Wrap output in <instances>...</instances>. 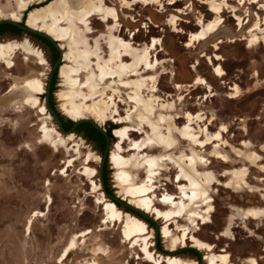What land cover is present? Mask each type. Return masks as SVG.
<instances>
[{"label": "rangeland", "instance_id": "374dc122", "mask_svg": "<svg viewBox=\"0 0 264 264\" xmlns=\"http://www.w3.org/2000/svg\"><path fill=\"white\" fill-rule=\"evenodd\" d=\"M26 1L28 0H0V20L19 18L18 21L25 24L31 11L46 6L50 0L32 2L23 11L21 6ZM104 1L108 7L118 11L120 18L117 26L113 21L110 23L101 21L99 16L90 20L89 30L83 33V39L93 50L100 49L103 57L107 58L110 55L109 40L114 35L132 42L139 50H143L154 39L159 40L158 49L153 51V59L161 63L155 72L158 88L156 95L172 102L180 113H204L206 119L203 125L215 118L217 124L212 126V122L209 125L210 133L220 129L219 122H229V128L226 126L229 130L226 138L232 145L241 140L238 133L240 129L236 130V127H242L244 124H248L249 130L254 132L252 138L254 144L258 145L264 141V100L252 103V109L248 114L241 111L245 103L235 100L242 97V94L264 88V42L250 46L248 41L250 36L247 33L259 17H264V0L256 4L247 2L244 5L237 1H229L230 8L222 14L224 23L221 28L230 33L229 37L222 36V39L213 44L203 41L193 47L187 45L191 34L200 29L199 18L209 22L215 17L203 3L206 0H177L175 4H170L171 0H159V3L150 5H146L145 2L135 5L134 0H127L130 3L129 8H124L123 0ZM235 14L244 20L245 25L242 29L238 27ZM176 18L180 20L175 21L173 25ZM37 26L40 28L43 23ZM13 41L32 52L40 51L46 63L42 64L37 57L23 49L14 53L12 64L0 62V264H149L139 249L145 252L147 259L148 253L152 254L159 264L162 260L167 264V256L164 255L169 252L163 249L170 241L168 242V239L158 232L160 227L162 230L165 220L157 218L153 210L170 208L161 202L165 195L179 196V189L175 183L177 174L175 166L165 165L159 170V174L154 176L153 181H149V175L143 168L134 167L133 164L115 168L109 160L108 178L115 196L130 201L134 199L132 188L146 183L148 186L153 185V191L147 195L154 198L148 211L156 218V220L151 216L148 218L152 224L137 216L138 214L117 207L147 225V231L143 235L127 233L125 217L120 220L111 219L108 216L106 202L103 201L106 199L112 202L102 192L99 178L101 153L90 140L76 132L73 134L75 138L68 141L70 151L67 152L64 148L57 152L55 148L42 141L40 132L44 122L49 127L52 125L51 127L57 129L53 118L48 112L43 115L39 108H33L26 103L27 80L40 79L46 86L53 66L48 59L51 55L50 49L42 40L26 33L19 36L10 34L0 36V44ZM58 43L61 47L64 45L63 41ZM62 49L65 53V49ZM217 56L222 59L217 60ZM125 60L129 64L135 62L132 56L126 57ZM63 63L70 65L69 62ZM216 66L222 67L224 71L222 77L216 76ZM198 77L204 78L208 85L190 87L189 85ZM177 85L182 87L177 89ZM53 88L54 108L65 120L71 121L72 119L61 109L62 105H69L70 101L61 99V94L68 90V86L65 84V78L61 76L60 69ZM237 90L239 97L232 98ZM149 91H146V95L152 94L151 89ZM44 94L45 92L38 95L41 104L44 103L40 97L44 99ZM210 94L214 96L206 98ZM120 95L124 102L127 101L124 93ZM182 96L183 100L179 101ZM82 102L81 98L76 100V103ZM88 104H91V101ZM119 107L123 114L128 105L120 102ZM79 117L95 120L93 112L84 108L81 109ZM108 122L120 125L112 118L101 127L108 128ZM185 122V119L178 120L179 125ZM239 122L243 123L239 125ZM141 137L144 138V135L133 132L123 145H120L121 149L119 138L115 136L116 141L111 145L110 154L119 152L125 157L139 159L143 153L149 155L163 153L162 150L152 148L143 150L135 148L133 143L140 142L143 139ZM188 145V142H183L175 153L187 151ZM249 147L251 148V143ZM196 148L202 151V156L208 160V169L216 174L222 185L215 184L211 191L213 211L207 218L211 222L204 225L199 221V226H191L190 234L216 245L217 253L227 251L234 264H251L249 262L251 259L257 260L258 264H264V215L255 220L245 219L243 213L245 210L256 209L248 207L263 204L261 200L256 199V194L249 192L255 188L249 185L245 187L242 182L238 183L239 187L225 188L227 180L221 177L224 169L229 168L231 170L226 171H233L239 166L224 151L223 146L217 151L225 155L228 162L214 156L216 152L214 145L204 149ZM251 153L256 152L251 151L249 154ZM69 160L74 161L73 167H67ZM224 162L231 163L224 165ZM246 172L248 174L247 168ZM122 175H128L125 182L120 178ZM95 185H98V190L94 188ZM262 200L264 201L263 197ZM232 214H241L242 217L235 220L230 235H227L226 227L229 226ZM184 225L188 223L180 218H176L169 225L174 239H178L174 249H179L182 254L186 253L185 248L194 245L191 235L182 240L183 232L180 228ZM152 244L157 245V252H152L149 248L153 246ZM198 252L201 260L195 256H178L183 260H196L198 264H208L204 258L209 252L205 249Z\"/></svg>", "mask_w": 264, "mask_h": 264}, {"label": "bare ground", "instance_id": "6f19581e", "mask_svg": "<svg viewBox=\"0 0 264 264\" xmlns=\"http://www.w3.org/2000/svg\"><path fill=\"white\" fill-rule=\"evenodd\" d=\"M35 1L42 2L47 0H28L23 2L21 6L22 10H26L29 4ZM229 1H237L240 5H244L247 2L251 4L261 2V0L204 1L203 3L208 6L209 11L214 14L215 17L209 22H205L203 18H199L198 25L200 29L191 34V38L187 45L188 47H193L197 43L208 40L220 31L224 23L222 14L230 8ZM139 2H145L146 5H150L159 3L160 1L134 0L135 5ZM176 2L177 0H171L170 4H175ZM122 3L124 8L130 7V3L127 0H123ZM262 7L263 5L261 8ZM96 16H99L101 21L105 23L113 21L116 26L120 18L118 11L112 7H108L104 0H50L46 6H41L31 11L25 25L48 34L55 39L56 42H64L62 47L59 44L61 49H65V53L63 52V62L70 63V65H68V63H63L60 66L61 76L65 78V84L68 86V90L61 94V99L70 101L69 105L64 104L61 106V109L66 115L73 121L86 119L87 117H79L81 109L84 108L93 112L94 121L100 126L113 118L115 123L121 125H118L120 127L114 130V135L117 139L119 138V148H121L122 146L120 147V145H123V142L135 132L144 135V138L141 137L143 139L140 142L133 141V146L135 148L141 150L152 148L163 151V153L159 155L143 153L140 155L139 159H131L121 155L119 152H112L110 154V160L115 168L127 167L133 164L134 167L138 166L139 168H143L149 175L148 180L153 181L154 176L159 174V170L162 167L167 164H173L175 166L177 171L175 183L179 189V196L165 195L162 197L161 202L169 205L170 208L167 210L155 208L153 214H155L157 218L165 220L162 230L160 227L158 232L161 230L162 236L168 239V242L170 241L167 247L163 249V251L169 252L166 255L167 264H198L196 260H183L178 256L192 255L188 253L182 254L179 249H174L178 239H174L169 225L176 218L183 219L187 222L188 225H184L180 228L183 232L182 240H185L187 236L191 235V226H199V221L204 225L211 222L210 219H207L211 216V212L213 211V206L211 205L213 202L211 191L215 184L222 185V183L218 180L216 174L208 169V160L202 156V151L198 150L196 147L204 149L209 145H214L216 151L214 152V156L228 162L229 160L227 157L219 154L217 149H220V146L227 147L229 145L223 137L229 130L226 126H221L217 132L210 133L209 125L214 122L215 118H212L209 123L203 125L206 119L204 113H180L175 109L172 102H168L155 94L158 92V88L156 87L157 75L155 72H157L161 63L159 60L153 59V51L158 49L160 45L159 40L154 39L143 50H139L132 42H128L114 35L109 40L110 55L107 58L103 57L100 49L93 50V48L84 41L83 33L89 30L88 26L90 20ZM234 16L237 20L238 27L242 29L245 25L244 20L236 14ZM18 19L9 20L20 22ZM177 20L180 19L176 18V20H173L172 24L175 25V21ZM39 23H43V26L37 28ZM247 33L250 36L248 38L250 46H255L264 42V17H259V20ZM244 39L245 38H243V40ZM219 43H222V41H219ZM21 49L33 54L42 64L46 63V59L40 51L32 52L30 49H26L23 45L14 41L0 44V62L12 64L14 53ZM128 56L134 58V64L126 62L125 59ZM216 59L221 60L222 58L217 56ZM149 72L154 73L151 74ZM215 74L218 77L224 75L221 66L215 67ZM81 76H83V78H80ZM199 85L207 86L208 83L204 78L198 77L196 81L189 86L196 87ZM25 87L28 94L26 103L33 108H39L43 115L47 114L48 111L46 106L41 104L38 98V95H42L46 92L43 82L36 78L29 79L26 81ZM181 87V85L176 86L177 89ZM149 89H151L152 94L146 95V91H149ZM83 90L87 92L84 93ZM121 93L125 94L127 101L124 102L121 98ZM212 96L214 95L210 94L207 95L206 98ZM236 97H239L238 90L232 96V98ZM78 98H81L83 102L76 103ZM183 98V96L180 97L179 101H182ZM89 101H91V104H88ZM120 102L128 105V108L123 114L120 111ZM68 106H71V108ZM180 119H185V124L179 125L178 120ZM51 126L49 127L46 122H44L41 127L40 132L42 141L55 148L57 152H60L61 149L64 148L67 152L70 151L68 148V141H72L73 138H75L74 135L69 134L64 136L59 130ZM183 142H188L189 148L187 151H181L179 154H176L175 150L181 147ZM249 144V142H243V146L247 149L250 148ZM233 150L238 157L246 159L247 162L251 164L261 160V156L257 153L249 154L250 152L246 153L235 148ZM73 162L74 161L69 160L67 167H71ZM261 169L264 170V167H261ZM221 176L230 177L224 185L225 188L230 189L236 188V186L239 187L238 183L240 182L244 183V185H246L245 187H248L245 180L247 177L246 167L243 170L235 169L233 171H225ZM120 178L125 182L128 175H122ZM155 181L156 180H154V182ZM146 184L131 189L134 199L130 201H126L122 198L120 199L139 210L144 215L140 216L144 219L148 220L151 216L156 220V218L148 213L152 207L154 198L152 199L147 195L149 192L153 191V185L148 186ZM94 188L97 190L99 189L98 185H95ZM103 201L106 202L108 216L111 219L120 220L125 217L127 233L143 235V233L147 231L145 222L128 213L120 211V209H118L119 207L113 201L108 202L106 199H103ZM243 213L245 219L252 218L256 220L264 215V210L249 209L243 211ZM241 217V214L230 215L229 226L226 227L227 235H230L235 220ZM223 236H225V234H223ZM190 238L194 243V245L191 246L192 249L195 248L197 251L205 249L209 252L204 258L208 264H234L231 255L227 251L223 250V253H217L215 250L216 245L204 241L195 235H191ZM164 254L166 253L164 252ZM147 256L152 262L159 264V261L154 259L152 254L147 253ZM249 262L251 264H258L255 259H251Z\"/></svg>", "mask_w": 264, "mask_h": 264}, {"label": "crops", "instance_id": "0c3cea01", "mask_svg": "<svg viewBox=\"0 0 264 264\" xmlns=\"http://www.w3.org/2000/svg\"><path fill=\"white\" fill-rule=\"evenodd\" d=\"M229 35H230V33L227 30H221L220 29V31L217 34H215L214 36H212L208 40H205L204 42L205 43L209 42V44H213L217 40L222 39V36L229 37ZM260 99L264 100V88H258V89L252 90L251 92H248L247 94H242V97L240 96V98L235 99V100H238L240 103H243V102L245 103L244 107H241V111L244 112L245 114H248V112H250V110L252 109V103H254ZM208 119H209V117H208ZM219 123H221L220 124L221 126L225 125L228 127L230 125L229 122H219ZM240 123H243V122H239V125H240ZM216 124H217V122L215 120L213 122L212 126L216 125ZM249 127H248V124L247 125L244 124V126H242V127H238V126L236 127V130L240 129L238 131V133H239V138L241 140L237 144H234V145H232L230 143V141L226 138L227 134L229 132L224 134L223 137L229 143V145L227 147H224L223 149L230 156V158H232L234 160V163H236V165L239 166L238 169L243 168V167H246L248 169L246 182L249 186L255 188V190H253V191L249 190V192L251 194H256V199L261 200V203H263L262 205H256L254 207H248V208H256V209H263L264 210V201L262 200V197L264 198V170L261 169V167H264V149H263L264 141H262L258 145L254 144V141H252V138L254 137L253 136L254 132L249 130ZM234 135H235V133H234ZM243 142H250L251 148L247 149L246 147H244L242 145ZM237 146H240V147H237ZM234 148L245 151V152L254 151L258 155L261 156V160H259L255 165H252L251 163L247 162L245 159L238 157L234 153V150H233ZM230 163L231 162L224 163V165H229ZM226 170H231V169H229V168L224 169V171H226ZM221 177L224 180L229 179L228 176H226V177L221 176ZM248 208H245V209H248Z\"/></svg>", "mask_w": 264, "mask_h": 264}, {"label": "water", "instance_id": "95a60500", "mask_svg": "<svg viewBox=\"0 0 264 264\" xmlns=\"http://www.w3.org/2000/svg\"><path fill=\"white\" fill-rule=\"evenodd\" d=\"M2 24H10V25L18 27L19 29H21L22 31H24V32H26L28 34H34V35L41 36V37L47 39L48 41H50L57 48V50L59 52V57L56 60V62L53 64V66L51 68V71H50V74H49V77H48V80L45 83L46 92L43 95L44 99H42V96L40 97L42 102L46 106L48 113L53 118L57 129L62 134H64V135L74 134L76 128L82 123H89V124L93 125L97 130H99L102 134H104V136L106 137L107 144H106V148H105L103 154L100 156L101 157V162H100V169H99V178H100V183H101V187H102V192L104 193V195L106 197H108L111 200H114V201L120 203L123 207L134 211L136 214L144 216L139 210L135 209L133 206H131L130 204L126 203L125 201L120 199L118 196L108 195L105 192V183H104L103 170H104V165H105V162H106L107 158H109V160H110V152H111L110 148H111V145H112L111 139H110L106 129L102 128L100 125H98L93 119L86 118V119H82V120H79V121H73L74 125L71 127V129L66 130L64 128V126H63V123L61 121L60 116L58 115L56 110H54L52 108V106L50 105L49 99H50V94H51V82H52V79L54 77V74H55L56 70L59 71L60 66H61V64L63 62V59H64L63 58V56H64L63 50L60 48L59 43L56 42V40L53 39L48 34H46L44 32H41V31H37L35 29H32V28L26 26L25 24H22V22H16L14 20L3 19V20H0V25H2ZM112 134H113V137L115 138L114 133H112Z\"/></svg>", "mask_w": 264, "mask_h": 264}, {"label": "trees", "instance_id": "16d2710c", "mask_svg": "<svg viewBox=\"0 0 264 264\" xmlns=\"http://www.w3.org/2000/svg\"><path fill=\"white\" fill-rule=\"evenodd\" d=\"M39 8V7H38ZM22 24H24V22L22 21ZM21 33H26L24 31H22L21 29H19L18 27L16 26H13V25H10V24H2L0 25V36L1 35H5V34H10V35H13V36H19ZM28 34V33H26ZM31 36H34L36 38H39L40 40H42L46 45L47 47L50 49L51 51V55L49 56V61L50 63L53 65L56 60L58 59L59 57V52L57 50V48L50 42L48 41L47 39L41 37V36H38V35H34V34H29ZM58 75V70H56L55 74H54V77H53V85H54V82H55V78L57 77ZM53 92H54V88L53 86L51 87V97L53 95ZM51 106L54 110H56L54 108V104L51 103ZM56 112L58 113V115L60 116L61 120H64L65 122H63V125H64V128L66 130H69L71 129V127L74 125V122L71 120H65V118L56 110ZM109 123V124H108ZM108 128H105L110 139H111V143H114L116 140L115 138L113 137V130L118 128L117 125L115 124H112L110 122H108ZM75 132L77 134H82L85 138H87L88 140H90L96 150H98L101 155L103 154L105 148H106V144H107V141H106V137L104 136V134H102L99 130H97L93 125L89 124V123H82L80 124ZM108 162H109V158H107L106 162H105V165H104V170H103V176H104V183H105V192L108 194V195H112V196H115L114 195V191L112 190L110 184H109V168H108ZM119 208H124L126 209L127 211L129 212H133L134 214H136L134 211L128 209V208H125L123 207L120 203L112 200ZM139 216L140 218H143L142 216H140L139 214L137 215ZM144 219V218H143ZM145 220V219H144ZM147 222H149L150 224H152L153 222L151 220H147ZM185 251L186 253H189L191 254L192 256H195L198 258V260H201V255L200 253L196 250V249H192L191 247H187L185 248Z\"/></svg>", "mask_w": 264, "mask_h": 264}, {"label": "flooded vegetation", "instance_id": "af4514ba", "mask_svg": "<svg viewBox=\"0 0 264 264\" xmlns=\"http://www.w3.org/2000/svg\"><path fill=\"white\" fill-rule=\"evenodd\" d=\"M53 86V79H52V82H51V87ZM49 101H50V105H51V103H53V100H52V97H51V94H50V99H49ZM62 121V123L63 122H65L64 120H61ZM64 126V125H63Z\"/></svg>", "mask_w": 264, "mask_h": 264}]
</instances>
